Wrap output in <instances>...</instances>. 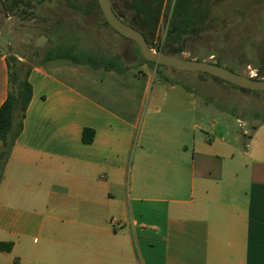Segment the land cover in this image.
Returning <instances> with one entry per match:
<instances>
[{
  "label": "crops",
  "instance_id": "0c3cea01",
  "mask_svg": "<svg viewBox=\"0 0 264 264\" xmlns=\"http://www.w3.org/2000/svg\"><path fill=\"white\" fill-rule=\"evenodd\" d=\"M54 63L30 73L33 98L0 186V242L12 244L0 264H264V122L241 149L176 120L177 135L151 152L139 135L140 76Z\"/></svg>",
  "mask_w": 264,
  "mask_h": 264
},
{
  "label": "rangeland",
  "instance_id": "374dc122",
  "mask_svg": "<svg viewBox=\"0 0 264 264\" xmlns=\"http://www.w3.org/2000/svg\"><path fill=\"white\" fill-rule=\"evenodd\" d=\"M111 1L124 20L126 12L127 20L142 30L151 31L155 52H160L162 47L165 54L218 62L248 77H256L259 73L264 77V0H194L187 8L175 7L180 0L144 1L158 8L154 9L151 23L144 19L143 12L137 11L142 4L137 3L135 7L133 0ZM142 8L148 10L149 7ZM51 9L55 12L50 13ZM70 10L66 4L59 5L58 0H54V4L46 1L34 16L31 11L28 14L6 13L0 4V55H16L21 62L35 66L57 44L64 47L77 44L85 53L97 51L101 46L124 53L132 43L104 26L102 17L76 16L81 22L77 32L66 28L57 38L53 26L57 20L68 21L73 17ZM136 57L134 54L124 61L136 63L139 61ZM52 65L69 68L78 75L95 73L87 65L76 66L67 61ZM132 71L143 81L141 84L138 79L139 85L147 86L141 105L139 135L143 134L151 152L164 150V145L157 140L164 143L177 135L176 120L191 129L195 123L203 127V132L195 130L200 140L214 141L224 136L241 149L245 138L253 134V128L264 122V91L241 89L224 81L218 83L206 73L172 67H162L158 71L153 65L142 64ZM189 103L196 108L185 109L184 106L191 107ZM216 121L217 131H214L211 126ZM191 134H194L193 129Z\"/></svg>",
  "mask_w": 264,
  "mask_h": 264
},
{
  "label": "trees",
  "instance_id": "16d2710c",
  "mask_svg": "<svg viewBox=\"0 0 264 264\" xmlns=\"http://www.w3.org/2000/svg\"><path fill=\"white\" fill-rule=\"evenodd\" d=\"M46 1H48L50 4H54V0H0V4L6 13L28 14L31 11V15L35 16L38 14L36 10L39 8V6L41 7L43 5V2ZM133 1L136 4L135 7H137V3L142 4L140 8H137V11L143 12L144 19L148 21V23H151L153 21L154 9L158 10V8L145 4L144 1L151 2L152 0ZM193 1L194 0L182 2L180 0L179 2H176L175 7H179L182 5L186 8L191 7ZM58 2L59 5L66 4L67 6H69L71 8V15L74 16L71 17L68 21L64 19L56 21V25L53 26L52 31L53 34L57 35V38L60 36L62 30H65L66 28L76 30L77 32L78 27L81 26V22L77 19L76 16L85 18L104 17L98 0H58ZM35 3H37L38 5H36ZM143 6L149 7L148 10L142 8ZM49 12L53 13L55 11L51 9ZM188 15V18L191 19L192 14L190 15V11ZM125 17L127 19L129 18L126 12ZM127 19H125V22L140 31L148 40L151 48H155L151 42V31L148 29L142 30ZM102 24L106 27H109L119 37L123 38L126 41L132 42V40L120 35L114 29H112L106 21H104ZM78 46L79 45L77 44H70L67 47H64L61 46V44H57L45 53L42 62L35 65H44L57 61H67L76 66L87 65L96 71L104 70L105 72H112L119 75H126L129 71L132 70V68L138 67L142 64L153 65L157 68L158 71H160V68L162 67H168L164 65H157L155 62L144 59L139 48L136 54L139 61L136 63L128 64L124 61V53H117L111 48L101 46V49H98L97 51L95 50L85 53L84 51L79 50ZM104 49H107V51ZM159 50L160 52L164 53V49L162 47L159 48ZM6 60L9 69L10 90L7 100L0 108V186L5 178L6 167L13 153V149L16 145L17 139L23 132L27 110L33 98V86L29 80V77L34 65L21 62L16 55H10ZM197 60L204 61V59ZM216 64L220 65L218 62H216ZM253 78L263 79L264 77L260 76L259 73V75ZM93 136L94 131L86 129L83 134V141L87 144L91 143L93 141ZM0 250L7 252L11 251L12 244L0 242Z\"/></svg>",
  "mask_w": 264,
  "mask_h": 264
},
{
  "label": "water",
  "instance_id": "95a60500",
  "mask_svg": "<svg viewBox=\"0 0 264 264\" xmlns=\"http://www.w3.org/2000/svg\"><path fill=\"white\" fill-rule=\"evenodd\" d=\"M98 1L104 16L103 21H106L117 33L136 43L144 59L155 62L157 65H164L185 71L206 73L218 80L228 82L241 89L264 91V79H254L253 77L234 72L216 63L199 61L197 59H186L163 52L153 51L146 37L140 31L125 22L123 17L116 11L111 0ZM134 51L135 45L132 44L129 52L133 54ZM127 57L125 53L124 58Z\"/></svg>",
  "mask_w": 264,
  "mask_h": 264
},
{
  "label": "flooded vegetation",
  "instance_id": "af4514ba",
  "mask_svg": "<svg viewBox=\"0 0 264 264\" xmlns=\"http://www.w3.org/2000/svg\"><path fill=\"white\" fill-rule=\"evenodd\" d=\"M132 44L135 45V51H134L133 54L129 52V50H130V46H131ZM138 48H139V46H138L136 43H134V42L132 41V43L127 47V50L124 52V54L126 53L128 57H132V56H134V54H137V50H138ZM136 58H137V57H136ZM261 70H262V69H261ZM201 73H202V72H201ZM214 78H215V77H214ZM215 80H217L218 83L223 82V81H221V80H218L217 78H215ZM224 82H225V81H224Z\"/></svg>",
  "mask_w": 264,
  "mask_h": 264
},
{
  "label": "built area",
  "instance_id": "2783aa9c",
  "mask_svg": "<svg viewBox=\"0 0 264 264\" xmlns=\"http://www.w3.org/2000/svg\"><path fill=\"white\" fill-rule=\"evenodd\" d=\"M256 75V74H255Z\"/></svg>",
  "mask_w": 264,
  "mask_h": 264
}]
</instances>
